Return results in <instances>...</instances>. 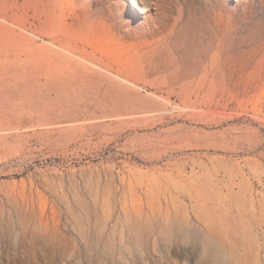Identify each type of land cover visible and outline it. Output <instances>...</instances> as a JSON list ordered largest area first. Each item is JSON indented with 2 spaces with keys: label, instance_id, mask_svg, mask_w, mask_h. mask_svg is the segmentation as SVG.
<instances>
[{
  "label": "rangeland",
  "instance_id": "obj_1",
  "mask_svg": "<svg viewBox=\"0 0 264 264\" xmlns=\"http://www.w3.org/2000/svg\"><path fill=\"white\" fill-rule=\"evenodd\" d=\"M262 61L264 0H0V264H264Z\"/></svg>",
  "mask_w": 264,
  "mask_h": 264
},
{
  "label": "bare ground",
  "instance_id": "obj_2",
  "mask_svg": "<svg viewBox=\"0 0 264 264\" xmlns=\"http://www.w3.org/2000/svg\"><path fill=\"white\" fill-rule=\"evenodd\" d=\"M153 2H154V0H153ZM156 3L157 2H155V6H156ZM207 3H209V2H207ZM133 4H135V3H133ZM210 4L212 5V3H210ZM219 5H223V4H219ZM155 6L153 5L154 8H155ZM151 8H152V6H151ZM219 11L220 10L218 8L217 9V13L214 14V22H213V24L215 23V27L213 28V32H214L213 35H215V39H216V47H215V50L213 52L214 54L209 59H207L204 62H202L201 65L198 66V68L200 67V69H201L200 70L201 79L204 82V87H206L207 89H210V90L214 89V88L217 87V85L222 83L224 91L236 90V88L238 87V83L235 81L237 79V78H235V76H237V74L239 73V70H238L237 67H236L237 69L235 68L234 70H232V77L229 78L230 80H225L226 75L224 73V59H223V56H222V51H223L222 50V48H223V38L222 37H223L224 18H223V13L221 14V12H219ZM158 25H160V24L158 23ZM161 26H162V24H161ZM155 33H156V31L154 32V34L153 33L152 34L155 35ZM164 42H165L164 43L165 46H170L171 45L172 47H175L176 44H178V41L172 35L171 36H166ZM262 63H264V61H262ZM228 77H230V76H228Z\"/></svg>",
  "mask_w": 264,
  "mask_h": 264
}]
</instances>
